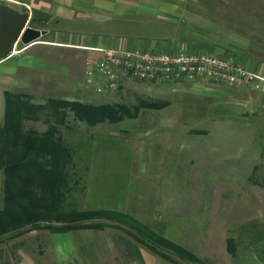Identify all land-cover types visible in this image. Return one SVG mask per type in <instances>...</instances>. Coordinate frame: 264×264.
Masks as SVG:
<instances>
[{"label":"rangeland","instance_id":"obj_1","mask_svg":"<svg viewBox=\"0 0 264 264\" xmlns=\"http://www.w3.org/2000/svg\"><path fill=\"white\" fill-rule=\"evenodd\" d=\"M24 4L22 11L30 16ZM188 5L251 38L263 36L264 0H188ZM28 24L34 26L31 18ZM21 47L15 45L17 51ZM19 54L20 80L9 88L31 95L34 103L59 97L130 108L117 123L89 126L69 115V127H59L74 149L75 207L129 212L207 264H230L226 238L240 225L254 222L264 233L263 115L248 110L224 119L213 115L212 107L222 101L217 91L205 90L204 81H127L96 93L83 85L78 66L83 57L75 48L39 45ZM151 99L167 105L134 110ZM45 127L42 121H24V128L38 132ZM126 245L154 259L153 252L116 228L36 229L0 243V264H129L114 257ZM246 249L264 264V240L241 246L240 252Z\"/></svg>","mask_w":264,"mask_h":264},{"label":"trees","instance_id":"obj_2","mask_svg":"<svg viewBox=\"0 0 264 264\" xmlns=\"http://www.w3.org/2000/svg\"><path fill=\"white\" fill-rule=\"evenodd\" d=\"M166 101L142 100L140 108H162ZM131 114L122 103L93 104L81 100L47 97L42 103L31 95L5 91L4 121L0 125V171L3 174V206L0 208V243L36 229L64 233L77 229L116 228L171 264H207L182 244L157 232L129 212L114 208L80 209L71 199L76 171L74 149L65 142L59 127H69V115L89 126L117 123ZM25 120L42 121L46 129L24 128ZM254 222L239 226L226 238L230 256L264 233ZM255 252V251H254ZM256 253V252H255ZM257 255V254H256Z\"/></svg>","mask_w":264,"mask_h":264},{"label":"crops","instance_id":"obj_3","mask_svg":"<svg viewBox=\"0 0 264 264\" xmlns=\"http://www.w3.org/2000/svg\"><path fill=\"white\" fill-rule=\"evenodd\" d=\"M0 2L17 10H23L22 3L29 4L30 18L34 26L45 28L46 35L49 36L44 42L28 46L22 44L18 51L15 49L13 53L0 57V125L4 121L5 91L12 90L9 84H15L20 80L18 68L22 64L21 58H18L21 55L19 53L39 45L78 49L83 57L78 66L84 86L86 60L89 58L98 60L100 52L96 48L99 47L207 51L228 56L258 73L261 76L259 87H238L196 79L197 82L209 83L204 87L205 90L219 93L216 98L222 102L212 107L213 115L224 119L231 115L247 114L248 110L252 114L264 117L262 39L264 30L261 32L263 36L259 39L251 38L241 30H235L209 15L205 16L189 6L188 0H0ZM41 24H44V27ZM37 62H33L35 67ZM127 81L135 80L126 77L119 85ZM220 86H224L225 91L221 90ZM2 179L3 174L0 171V208L3 206ZM110 257H113L112 253ZM114 257H120L123 262L129 264H171L156 254L154 259L149 260L148 254L138 246L126 245L120 253H115ZM230 264L262 262L254 251L246 249L235 256H230Z\"/></svg>","mask_w":264,"mask_h":264},{"label":"built area","instance_id":"obj_4","mask_svg":"<svg viewBox=\"0 0 264 264\" xmlns=\"http://www.w3.org/2000/svg\"><path fill=\"white\" fill-rule=\"evenodd\" d=\"M29 8L28 4H24ZM98 60L87 59L84 81L96 93L115 90L126 78L143 82L204 79L238 87H259L261 76L241 62L213 52L152 50L111 46L96 48Z\"/></svg>","mask_w":264,"mask_h":264},{"label":"water","instance_id":"obj_5","mask_svg":"<svg viewBox=\"0 0 264 264\" xmlns=\"http://www.w3.org/2000/svg\"><path fill=\"white\" fill-rule=\"evenodd\" d=\"M27 11L17 10L0 2V57L13 53L15 45L24 46L42 42L39 38L47 33L45 28L30 26Z\"/></svg>","mask_w":264,"mask_h":264}]
</instances>
